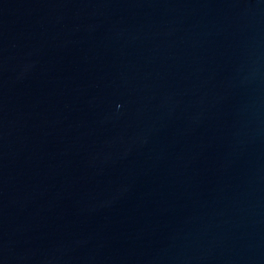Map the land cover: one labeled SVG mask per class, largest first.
<instances>
[{"label": "water", "instance_id": "obj_1", "mask_svg": "<svg viewBox=\"0 0 264 264\" xmlns=\"http://www.w3.org/2000/svg\"><path fill=\"white\" fill-rule=\"evenodd\" d=\"M0 264H264V0H0Z\"/></svg>", "mask_w": 264, "mask_h": 264}]
</instances>
